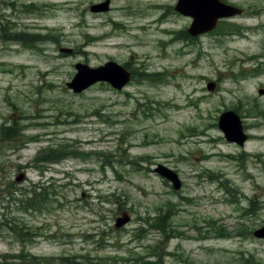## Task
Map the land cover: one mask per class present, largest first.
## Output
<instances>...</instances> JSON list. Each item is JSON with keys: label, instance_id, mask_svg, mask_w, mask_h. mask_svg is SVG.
<instances>
[{"label": "rangeland", "instance_id": "374dc122", "mask_svg": "<svg viewBox=\"0 0 264 264\" xmlns=\"http://www.w3.org/2000/svg\"><path fill=\"white\" fill-rule=\"evenodd\" d=\"M105 1L0 0V264H264V0H222L243 14L197 38L178 0L91 11ZM109 61L134 73L123 90L67 86ZM34 190L43 201L20 204Z\"/></svg>", "mask_w": 264, "mask_h": 264}, {"label": "water", "instance_id": "95a60500", "mask_svg": "<svg viewBox=\"0 0 264 264\" xmlns=\"http://www.w3.org/2000/svg\"><path fill=\"white\" fill-rule=\"evenodd\" d=\"M109 8L110 0H107L103 4L92 6L91 11L106 12L109 11ZM175 10L193 19L189 34L194 37L215 30L223 18L234 17L243 13L241 9L225 4L221 0H178ZM76 69L78 73L67 86L77 94L82 93L85 89L99 82L110 83L117 90H121L131 80L130 72L112 61L98 68H91L85 64H77ZM214 87L209 85L208 89L212 90ZM260 94H264V90H260ZM219 128L224 132L227 141L236 143L241 147L248 140V135L245 133L241 118L233 111H227L221 115ZM156 172L168 179L173 184L175 190L181 187V181L174 171L160 165L156 169ZM24 177L25 175L21 174L17 178L18 182L23 181ZM130 219L126 213L123 214V217L116 220L115 227L119 229L125 226L130 222ZM254 236L258 239H264V227L257 230Z\"/></svg>", "mask_w": 264, "mask_h": 264}, {"label": "trees", "instance_id": "16d2710c", "mask_svg": "<svg viewBox=\"0 0 264 264\" xmlns=\"http://www.w3.org/2000/svg\"><path fill=\"white\" fill-rule=\"evenodd\" d=\"M223 29V28H222ZM15 129H13V128H9V127H6L5 129H4V132H3V137L5 138V139H13L15 136H14V134H15V131H14ZM17 132V134H18V131H16ZM67 150V149H66ZM62 154H68L66 151H65V149L63 148V147H59L58 149H53V148H51V149H49L48 150V153L46 154V155H44L43 156V159L45 158V159H47V158H49V157H53L54 159H55V157L54 156H57L58 158H61V157H63L64 155H62ZM39 158V157H38ZM44 159V160H45ZM53 159V160H54ZM43 160V161H44ZM48 160V159H47ZM58 161V159L57 160H55L54 162H57ZM27 198L28 199H26V200H22V201H20V204H23L24 206H27V207H30V208H36L35 206L38 204V203H40V202H42L43 201V197H42V194H37V191L36 190H34V192H33V194L32 195H30V196H27ZM151 218H149V220H150ZM169 220V218H168V215H165V214H160L159 216H157V217H155L154 218V221H153V219H152V221H153V223H154V225H155V228L156 229H158V230H160V231H162L165 235L166 234H168V232H167V230L165 229V226H166V222ZM151 221V222H152ZM177 234H178V232H176ZM80 258V261H78V259L77 258H74L72 261H73V263H71V264H94V263H92V262H84V258H86V257H79ZM83 259V260H82ZM64 259H62V261H63ZM67 261H68V263H66V264H70V259H67ZM64 262V261H63ZM3 264H7V263H3ZM144 264H163L162 263V258L161 257H158L157 258V260L156 261H148V262H144Z\"/></svg>", "mask_w": 264, "mask_h": 264}]
</instances>
